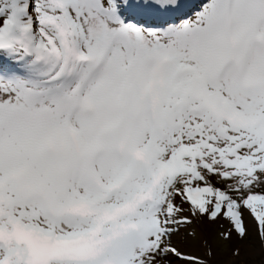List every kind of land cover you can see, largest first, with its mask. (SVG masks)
<instances>
[{"label":"snow or ice","instance_id":"obj_1","mask_svg":"<svg viewBox=\"0 0 264 264\" xmlns=\"http://www.w3.org/2000/svg\"><path fill=\"white\" fill-rule=\"evenodd\" d=\"M0 264H264V0H0Z\"/></svg>","mask_w":264,"mask_h":264},{"label":"rangeland","instance_id":"obj_2","mask_svg":"<svg viewBox=\"0 0 264 264\" xmlns=\"http://www.w3.org/2000/svg\"><path fill=\"white\" fill-rule=\"evenodd\" d=\"M226 258V257H225Z\"/></svg>","mask_w":264,"mask_h":264}]
</instances>
